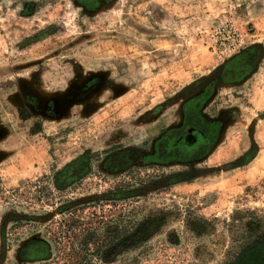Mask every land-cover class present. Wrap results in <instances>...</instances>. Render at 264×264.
Here are the masks:
<instances>
[{"label":"rangeland","instance_id":"obj_1","mask_svg":"<svg viewBox=\"0 0 264 264\" xmlns=\"http://www.w3.org/2000/svg\"><path fill=\"white\" fill-rule=\"evenodd\" d=\"M256 46L200 104L208 154L154 162ZM260 240L264 0H0V264H237Z\"/></svg>","mask_w":264,"mask_h":264},{"label":"flooded vegetation","instance_id":"obj_2","mask_svg":"<svg viewBox=\"0 0 264 264\" xmlns=\"http://www.w3.org/2000/svg\"><path fill=\"white\" fill-rule=\"evenodd\" d=\"M254 50V51H253ZM259 46L243 52L231 59L221 70L218 77L214 78L205 88L204 92L189 100L185 106V117L183 123L177 127L164 132L161 140L153 142L149 157H153L158 163L183 162L191 163L197 159L204 158L209 148L214 144L220 121L205 118L200 109L212 88L220 82L232 84L250 71L259 56ZM253 51V52H252ZM144 156H140L141 160ZM138 161V160H137Z\"/></svg>","mask_w":264,"mask_h":264},{"label":"trees","instance_id":"obj_3","mask_svg":"<svg viewBox=\"0 0 264 264\" xmlns=\"http://www.w3.org/2000/svg\"><path fill=\"white\" fill-rule=\"evenodd\" d=\"M237 264H264V240L253 242L239 257Z\"/></svg>","mask_w":264,"mask_h":264}]
</instances>
